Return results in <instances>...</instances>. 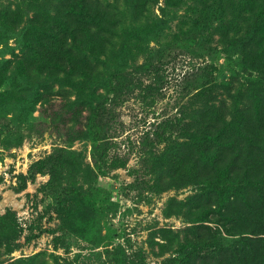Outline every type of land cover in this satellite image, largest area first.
Returning a JSON list of instances; mask_svg holds the SVG:
<instances>
[{
  "label": "rangeland",
  "instance_id": "374dc122",
  "mask_svg": "<svg viewBox=\"0 0 264 264\" xmlns=\"http://www.w3.org/2000/svg\"><path fill=\"white\" fill-rule=\"evenodd\" d=\"M83 1L0 0V215L16 228L0 233V264H176L214 237L203 211L224 178L213 159L241 135L222 117L258 74L239 62L264 47V18L236 34L225 14L241 0L225 13L213 0L205 16L197 0H152L138 21L140 1L119 0L108 39L78 22ZM76 27L95 53L63 71L59 48ZM256 107L264 114V95Z\"/></svg>",
  "mask_w": 264,
  "mask_h": 264
},
{
  "label": "trees",
  "instance_id": "16d2710c",
  "mask_svg": "<svg viewBox=\"0 0 264 264\" xmlns=\"http://www.w3.org/2000/svg\"><path fill=\"white\" fill-rule=\"evenodd\" d=\"M130 1L135 11L138 5L137 0H134L135 3ZM139 1L140 13H134L136 21L148 18L147 13L152 0ZM197 1L202 4L201 13L204 16L217 1L222 13H225L227 5L232 7L239 3V0H215V3L212 2L213 0ZM241 1L243 2H240V5L243 8L239 12H232L231 16L225 14L227 15L226 22H229L232 26L230 29L236 34L248 26L253 18L256 19L259 16L264 18V0H259L257 8L253 5L251 9L247 6L252 0ZM83 2L80 3L81 9L74 10L78 22H92L91 30L92 28L97 29L108 39L115 37L116 22H119L118 14L123 9V4L119 0H113L112 3L110 0H85ZM166 2L168 3V0ZM244 11L249 12L247 16L242 15ZM105 14L108 15L105 16ZM245 18L246 22H239L240 25L234 26L239 19L245 20ZM76 29L77 27L70 28V40L67 38L63 40L59 48L56 64L63 71L67 67L69 69L73 67V60L69 56H85L86 51L90 54L95 53L91 41ZM97 66L94 64L92 67L97 68ZM239 66L241 69L249 68L258 74L251 79L249 85L244 88L238 87L231 94L233 101L229 106L227 105L231 115L230 121H227L226 115L222 117L223 130L226 129V124L231 123L230 126L236 127L241 135L235 139L234 148L228 156L226 155L227 157H224L225 153L222 152L217 153L213 159L215 164L221 166L220 176L224 178L217 182L220 189L216 194V207L211 208L212 203H209L207 210L203 211L204 221L215 222L217 225L214 229V237L205 238L200 244L185 245L175 259L176 264H264V114L256 107L258 100L264 95V85L259 84L264 70V47L256 46L252 50L244 48ZM114 84L117 88L121 86L119 80L118 82L115 80ZM92 124L95 125L94 122ZM205 126L201 141L208 150L213 138L211 134L204 131L206 128L212 131L207 125ZM90 129L93 140H96L97 129L94 126ZM225 137L223 135L220 141ZM221 185L225 186L227 193L229 190L232 191L231 197L223 194ZM0 226H2L0 233L4 235L16 229L12 218L6 215H0ZM216 237L219 238L220 243L216 242ZM213 247L216 248L215 253H218V257L217 260L211 261L205 254Z\"/></svg>",
  "mask_w": 264,
  "mask_h": 264
}]
</instances>
